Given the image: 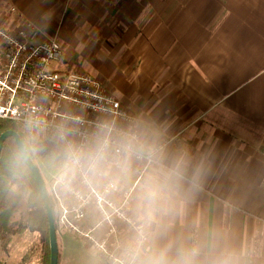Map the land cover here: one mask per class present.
<instances>
[{
    "label": "crops",
    "instance_id": "0c3cea01",
    "mask_svg": "<svg viewBox=\"0 0 264 264\" xmlns=\"http://www.w3.org/2000/svg\"><path fill=\"white\" fill-rule=\"evenodd\" d=\"M26 21L58 32L63 74L86 69L136 127L205 162L198 189L155 202L152 167L106 171L137 184L152 237L138 264H264V0H0L8 30ZM0 249L7 264L19 247Z\"/></svg>",
    "mask_w": 264,
    "mask_h": 264
},
{
    "label": "built area",
    "instance_id": "2783aa9c",
    "mask_svg": "<svg viewBox=\"0 0 264 264\" xmlns=\"http://www.w3.org/2000/svg\"><path fill=\"white\" fill-rule=\"evenodd\" d=\"M61 52L58 36L48 35L32 21L17 31L0 23V121L21 129L26 119L40 117L50 133L62 126L78 145L88 144L101 123L136 128V116L97 78L54 69ZM134 164L141 165V175L151 167L144 160ZM123 168L109 161L94 170L69 171L64 164L46 183L56 208L57 233H73L107 264H138L152 239L149 222L134 212L137 184L106 176L108 169Z\"/></svg>",
    "mask_w": 264,
    "mask_h": 264
},
{
    "label": "clouds",
    "instance_id": "9594fccd",
    "mask_svg": "<svg viewBox=\"0 0 264 264\" xmlns=\"http://www.w3.org/2000/svg\"><path fill=\"white\" fill-rule=\"evenodd\" d=\"M70 133L62 126L49 132L48 123L40 117H30L23 122L20 140L13 160L20 164L32 153L42 151V141L50 138L61 146L60 158L69 171L94 170L109 161L129 166L134 160H144L153 168L145 181V198L155 202L166 191L187 186L198 189L206 168L203 159L192 154L187 145L177 146L170 153L162 138H152L147 123L133 129H117L115 125L101 123L86 145H78L68 139ZM163 134H161L162 137Z\"/></svg>",
    "mask_w": 264,
    "mask_h": 264
},
{
    "label": "trees",
    "instance_id": "16d2710c",
    "mask_svg": "<svg viewBox=\"0 0 264 264\" xmlns=\"http://www.w3.org/2000/svg\"><path fill=\"white\" fill-rule=\"evenodd\" d=\"M8 130L20 133L16 124L0 121V136ZM16 150L15 140L9 138L0 154V243L8 254L21 245L28 232H40L49 246L48 211L27 164L14 162ZM31 155L35 159L34 153Z\"/></svg>",
    "mask_w": 264,
    "mask_h": 264
},
{
    "label": "rangeland",
    "instance_id": "374dc122",
    "mask_svg": "<svg viewBox=\"0 0 264 264\" xmlns=\"http://www.w3.org/2000/svg\"><path fill=\"white\" fill-rule=\"evenodd\" d=\"M72 0H65L66 7ZM16 8L12 6V8ZM16 12L19 10L16 8ZM12 11V10H11ZM14 12V11H12ZM33 22V21H32ZM36 24V23H35ZM37 25V24H36ZM48 35H58L57 31H45ZM53 67L60 73L63 71V64L60 60L53 62ZM86 69L81 68L75 73H87ZM91 75V74H90ZM44 148L42 151L35 152V160L44 176L46 183L59 173L64 167V163L59 156L60 145L53 142L50 138L42 141ZM54 209L55 204H53ZM56 222V216H55ZM58 244L61 249L60 264H105L99 256L95 255L89 244L77 238L73 233L58 230ZM50 246V242H49ZM47 240L40 232H28L24 241L19 246L15 255L6 262L7 264H47L50 254V247ZM1 251V249H0ZM4 255L11 256L6 251ZM0 256H2V251Z\"/></svg>",
    "mask_w": 264,
    "mask_h": 264
},
{
    "label": "water",
    "instance_id": "95a60500",
    "mask_svg": "<svg viewBox=\"0 0 264 264\" xmlns=\"http://www.w3.org/2000/svg\"><path fill=\"white\" fill-rule=\"evenodd\" d=\"M13 138L18 146L20 140V133L16 130H8L0 136V154L2 152L4 143L7 139ZM29 169L31 170L43 198L44 204L48 211L49 217V242H50V264H59L60 261V249L58 244V234L55 222V210L52 199L47 190L46 181L44 176L32 155L25 161Z\"/></svg>",
    "mask_w": 264,
    "mask_h": 264
}]
</instances>
